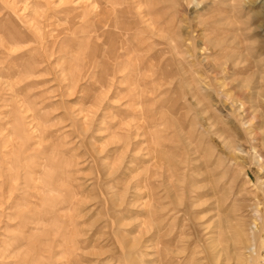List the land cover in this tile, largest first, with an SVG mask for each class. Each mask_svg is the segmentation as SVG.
Listing matches in <instances>:
<instances>
[{
    "label": "rangeland",
    "instance_id": "374dc122",
    "mask_svg": "<svg viewBox=\"0 0 264 264\" xmlns=\"http://www.w3.org/2000/svg\"><path fill=\"white\" fill-rule=\"evenodd\" d=\"M197 1L0 0V264L238 263L234 206L264 194V14ZM238 32L260 63L227 72Z\"/></svg>",
    "mask_w": 264,
    "mask_h": 264
},
{
    "label": "bare ground",
    "instance_id": "6f19581e",
    "mask_svg": "<svg viewBox=\"0 0 264 264\" xmlns=\"http://www.w3.org/2000/svg\"><path fill=\"white\" fill-rule=\"evenodd\" d=\"M239 2L242 8H248L250 12H254V10L259 9L260 12L262 11L264 14L263 0H239ZM196 5H197V10L200 8H203L202 7L204 5L203 0L199 2L197 1ZM249 22H251V18H248V23ZM201 34L202 33H197L194 37H200ZM233 38L234 39L232 41V44L234 45V47H236V49L233 52V55L227 58L226 62H224L223 67L225 71L229 72L231 65L233 69H235L242 63H244V66L246 67L248 65L253 64L252 66H254L260 63V61H252L250 54L244 53L245 49L242 47H245V46L240 45V42H238L240 38L239 32L237 34H234ZM189 55L191 56V61L192 60L197 61L201 65L209 61V57L206 55L205 47H201V49L199 50L195 49V51L189 52ZM192 65H193V62H192ZM248 70H250L249 74L245 77L238 78L237 81H240L238 82V87H241V89L244 88V89L253 90L252 93L249 94L250 95L249 100H250V103L252 104V106H250V108L252 109L249 108V113H254L255 97L257 96V93H255L254 89L256 87L255 77L257 73L254 72L253 67H249ZM203 84L201 86L206 88V86H204ZM225 84L226 83L224 84L219 83V86L221 87ZM189 86H192V85L189 84ZM225 96L228 97L227 99H229L230 102L229 104H226L224 100H221V103H223L224 105L223 110L226 112L227 111L230 112V114L233 115L236 118V120L244 127H247V128L251 127L250 129H252V127H254L252 126L253 123L250 119H248V114L246 115L247 110L243 109L244 106H240L238 104L239 98L235 94H233L232 96L230 94H225ZM261 114L264 120V113H261ZM211 126L212 124L209 123V127ZM237 149L239 148L237 147ZM257 200L258 201L256 203L249 205L251 207L250 213L247 212V214H243V211H242L243 206L242 207L240 205L234 206V211L240 212V213L237 218V221L233 223L234 226L232 227H234V233L229 236V239L231 240V244H229V242L228 244H229V247L233 250L232 252H234L233 253L234 257L238 259L237 264H261L264 262V194L262 198H258ZM225 230L226 232H228L227 228ZM229 247L227 246V248Z\"/></svg>",
    "mask_w": 264,
    "mask_h": 264
}]
</instances>
